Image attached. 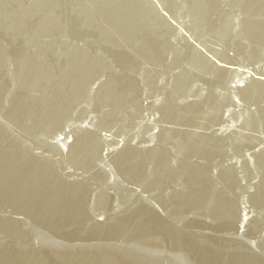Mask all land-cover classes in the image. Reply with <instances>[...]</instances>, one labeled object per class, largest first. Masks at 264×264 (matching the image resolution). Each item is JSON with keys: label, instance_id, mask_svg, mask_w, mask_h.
<instances>
[{"label": "water", "instance_id": "water-1", "mask_svg": "<svg viewBox=\"0 0 264 264\" xmlns=\"http://www.w3.org/2000/svg\"><path fill=\"white\" fill-rule=\"evenodd\" d=\"M0 264H264V0H0Z\"/></svg>", "mask_w": 264, "mask_h": 264}]
</instances>
